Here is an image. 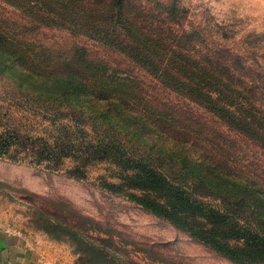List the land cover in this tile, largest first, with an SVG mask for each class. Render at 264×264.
Segmentation results:
<instances>
[{"label": "rangeland", "instance_id": "obj_1", "mask_svg": "<svg viewBox=\"0 0 264 264\" xmlns=\"http://www.w3.org/2000/svg\"><path fill=\"white\" fill-rule=\"evenodd\" d=\"M134 1L155 16L175 10L197 32L203 51L220 49L241 57L259 85L258 103L264 108V0ZM1 12L17 36L4 45L8 52L0 51L1 233L41 248L59 264H87L65 217L74 224L81 214L123 233V242H136L139 247L129 245L125 252L137 264H264V219L238 214L217 194L193 191L189 174L167 164L162 168L157 138L136 132L130 113L113 109L106 92L69 89L67 55L76 45L84 46L134 76L143 99L192 108L212 130L230 137L234 163L264 176L260 143L91 37L59 26L37 29L4 0ZM21 36H29V42ZM95 80L101 85L102 74ZM183 196L193 201L183 202ZM146 243L155 245L152 258L138 249ZM228 248L243 252L239 260Z\"/></svg>", "mask_w": 264, "mask_h": 264}, {"label": "trees", "instance_id": "obj_2", "mask_svg": "<svg viewBox=\"0 0 264 264\" xmlns=\"http://www.w3.org/2000/svg\"><path fill=\"white\" fill-rule=\"evenodd\" d=\"M4 1L21 10L37 29L66 28L126 55L166 89L194 102L222 124L264 147V108L258 103L259 85L249 68L241 57L226 55L223 50L203 51L197 32L185 26L175 10L169 14L161 11L155 16L138 7L141 4L134 0ZM21 37L23 43L29 42V36ZM16 38L11 20L1 12L0 51L8 52L4 45ZM13 55L21 56L17 50ZM66 60L64 74L69 89L95 94L106 92L113 109H126L130 113L136 132L157 138L159 153L163 155L162 168H167L164 166L167 164L178 174H189L193 191L201 195L217 194L232 202L238 214L247 212L264 219V176L252 174L232 161L233 153L227 143L230 137L222 130L214 126L212 130L209 121L192 108L169 103L159 105L151 98H144L145 101L134 76L92 56L84 46L76 45ZM100 74L101 85L95 80ZM181 199L187 203L193 201L190 197ZM65 215L67 231L79 240L81 259L85 263L137 264L125 251L129 245L139 246L136 242H123V233L103 228L81 214L72 224L69 215ZM138 249L150 258L155 254L154 244L146 243ZM228 251L237 260L243 253L231 248Z\"/></svg>", "mask_w": 264, "mask_h": 264}, {"label": "crops", "instance_id": "obj_3", "mask_svg": "<svg viewBox=\"0 0 264 264\" xmlns=\"http://www.w3.org/2000/svg\"><path fill=\"white\" fill-rule=\"evenodd\" d=\"M0 264H59L41 248H35L17 236L0 232Z\"/></svg>", "mask_w": 264, "mask_h": 264}]
</instances>
